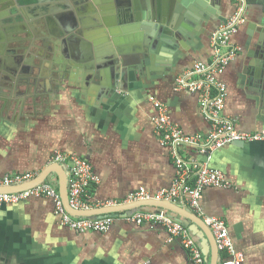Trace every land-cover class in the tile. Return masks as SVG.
<instances>
[{"label":"crops","instance_id":"1","mask_svg":"<svg viewBox=\"0 0 264 264\" xmlns=\"http://www.w3.org/2000/svg\"><path fill=\"white\" fill-rule=\"evenodd\" d=\"M127 1L133 13L138 6L139 13L161 9L166 16H174L164 0ZM202 1L205 6L197 28L190 29L191 21L181 16L178 24L184 34L177 33L173 45L155 46L157 51L152 53L161 58L151 60L144 67L146 71H132L130 67L122 72L118 66L112 71L110 65L92 67L70 46L67 56L59 53L58 77L52 75L35 82L22 78L20 93L14 100L23 109L11 106L0 111V178L24 173L40 176L54 164L57 153H66L85 158L92 165L99 179L91 193L93 205L124 202L141 188L151 195L170 189L177 178L176 167L170 149L162 146L155 131L157 110L150 98L163 102L173 122L186 134L204 135L210 131L198 95L177 92L176 79L198 62H212V35L234 16L237 8L233 0ZM91 2L88 6L76 1L47 2L51 14L46 18L63 32L70 28L79 32L82 29L77 25L83 16L75 11L84 9L83 22L89 24L95 22L100 9L109 16V10L115 14L111 3ZM245 2L246 24L232 37L239 52L220 80L228 88L225 115L237 131L253 134L264 132V41L259 44L260 35L250 34L249 26L264 0ZM73 11L75 15L70 14ZM111 20L119 60L140 55L138 43L133 41L136 34L146 36L149 46L155 45L157 29L138 21ZM89 29L85 33H93ZM78 41L81 43L75 38L70 43ZM11 59L8 64L13 68L15 61ZM30 94L39 99L35 107L30 105ZM6 98L11 102L10 95ZM187 154L200 163L208 160L195 152ZM208 163L222 172L231 188L204 190V216L226 222L236 252L244 257L243 264H264V143L226 145L212 152ZM48 179L58 183L56 175ZM177 205L190 211L184 201ZM146 210L167 211L154 207ZM172 216L190 227L189 221ZM60 221L50 199L32 198L0 206V264H192L182 243L171 241L168 231L159 225L116 220L107 233L80 234ZM193 237L202 248L204 233L200 231ZM222 257L220 253L219 260Z\"/></svg>","mask_w":264,"mask_h":264},{"label":"built area","instance_id":"2","mask_svg":"<svg viewBox=\"0 0 264 264\" xmlns=\"http://www.w3.org/2000/svg\"><path fill=\"white\" fill-rule=\"evenodd\" d=\"M236 4L234 16L224 23L212 35L213 58L211 63L198 62L190 70L183 72L176 79L177 92H189L198 95L199 106L205 120L210 125L207 134H186L172 120L168 107L155 97L150 101L157 110L153 119L155 131L162 146L170 149L175 163L177 178L170 189L151 195L145 189L131 195L124 202L109 201L99 205L91 204V193L99 183L92 165L85 158L74 154L57 153L52 162L59 164L67 173L68 202L73 210H92L130 204L138 201L157 200L177 204L184 201L194 214L204 220L210 228L223 257L219 264H243L244 257L236 252L226 222L216 217H205L202 208L204 190L207 188L229 189L231 184L222 172L210 168L212 152L236 142L264 143V132L241 133L235 123L225 115L228 99L227 85L220 80L230 63L238 55L239 49L232 44V37L246 24L245 0H233ZM188 151L207 157V162L200 163L188 156ZM34 173L7 175L0 178V188L22 186L34 181ZM35 199H50L55 205L61 225L80 234L107 233L116 220L136 225H159L164 227L170 240H179L189 252L192 264H206L202 248L193 237L187 224L176 220L172 213L164 210H143L142 208L117 214L94 218H78L67 213L59 193L58 183L46 180L23 192L0 194V206L16 205Z\"/></svg>","mask_w":264,"mask_h":264},{"label":"water","instance_id":"3","mask_svg":"<svg viewBox=\"0 0 264 264\" xmlns=\"http://www.w3.org/2000/svg\"><path fill=\"white\" fill-rule=\"evenodd\" d=\"M158 1L161 2V0ZM164 1V5H170L169 8H171V11L174 13V16H166L161 12V9H159L157 12H151L150 10H148V12L139 13L137 9L138 6L136 8V13H133L130 12V10L127 8L129 3L127 0H105V4L106 2L112 4V12H115V14H112L110 10L109 13L111 16L105 14V11H100L97 13V18L94 19L95 22L93 23L94 32L91 33L94 35L93 38H84L83 36L85 29H88L90 27L89 26L88 28H84V26L86 27V25H91L89 23L83 22L85 17H82L80 19L81 22H79L80 24L77 25V27L80 26L82 30L77 33V36L72 35V39H70L71 36L68 38V33L71 32L73 34V28L67 29V31H65L67 35L66 36L64 33H62V30L58 29L57 24H55L54 21L52 24L48 22V36L43 37L44 39L42 41L44 42V46L38 47V55L36 54L37 58L41 59V54L49 53L50 51L53 52L54 59L56 58V55L58 56V50L56 48L50 50L47 48L46 45L47 43H52L51 40L55 39L56 41H58V46L61 48V53L67 56L66 48L71 46L76 51V53L80 55L81 59L85 61V64H88L89 66L95 67L98 65H110V67H112V71H116V69L118 68V70H122V72L123 68H132V71L137 72L139 70L141 72L146 71L144 67L148 64H151V60H159L161 58L158 53V57L152 53L157 51L156 47L163 46V43L173 45L171 43L172 38L178 34H184L183 27H180L178 24V20L181 18V16L187 17L186 22L191 21V26H188L190 29H195L197 28V22H200V16L202 15L201 8L205 6L202 0ZM94 3H96V5L99 4L98 0H94ZM110 19L117 20L118 22L124 21L126 23H134L138 21L146 27L157 29V36H153L157 37V40H154L155 45L152 47L149 46L150 44L146 36L142 34H136L133 37V41L138 43V50L140 51V55L136 54L131 60H119L117 54L114 51V48L117 46V41L116 39L112 38L115 34L111 30L112 20L111 22H109ZM249 28L250 34L257 33L260 35L259 44H261L264 41V4H262L260 8H258L257 16L253 19L252 24L249 26ZM75 38L79 39L81 43H79V41L76 44L70 43V41ZM7 40V38H5V40H1L0 38L1 43L5 42L4 45L8 43ZM42 59L44 58L42 57ZM55 60L54 64L56 62ZM17 69H20L19 65H14V67L12 68L7 62H0V103H4L3 107L7 105L8 101V98H6L7 95L5 93L11 94L18 87V84L16 82ZM39 78L44 77L41 74ZM104 84L109 88L112 87L111 83ZM25 86L27 85L25 84ZM233 144L240 147H243L245 145L244 142H236ZM50 175H56L58 177L59 193L63 201L64 207L67 213H69L70 215L78 218H94L146 207L165 209L173 214H176L179 218H183L189 221L191 224L189 228L194 235H197L200 231H202L205 235L204 239L202 240V252L204 254L206 263H219L220 253L218 251L216 240L210 228L206 225L202 218L194 214L192 211L182 208L177 204L166 201L146 200L109 208H99L92 210H73L68 202L67 173L62 166L56 163L49 165L40 176H38L34 181L28 184L11 188H0V194L23 192L46 181ZM179 220L181 221V219ZM209 254H211L210 258Z\"/></svg>","mask_w":264,"mask_h":264},{"label":"flooded vegetation","instance_id":"4","mask_svg":"<svg viewBox=\"0 0 264 264\" xmlns=\"http://www.w3.org/2000/svg\"><path fill=\"white\" fill-rule=\"evenodd\" d=\"M54 1H63L67 3L68 1H76L77 3L81 2V5L83 6H88L92 3V0H0V38L1 40H5V38L8 39V43L6 45H4L5 42H0V51L3 49L0 52V62L9 63V58L12 56L11 61H15V65H19L20 67V69H17L16 74L18 87L11 94L5 93L7 96L10 95L11 102L8 99L5 107H3L4 103H0V111L1 109L7 110L11 106L17 110L23 109V107L14 100V96L20 93L22 78H27L35 82L38 79L50 78L52 75L54 78L58 77L57 68L61 66L58 58L59 53H61V48L58 46V41L54 39L51 40L52 43L46 44L48 49L52 50L56 48L58 50V56L56 55L55 58L57 60L54 59L53 52L51 51L49 53L41 54L46 60L42 59L41 55V59L37 58L39 50L38 47L44 46V42L42 41L44 39L43 37L48 36L47 23L49 21L46 16L51 14V12L48 4L46 3ZM83 10H78L77 12L75 10L74 11L75 13H78V15L84 17L85 13ZM74 11L73 13L70 12V14L75 15ZM100 11L104 12L101 9L99 12ZM93 26L94 25L92 23L91 25H86V27L84 26V28L89 27V30L94 32ZM73 32V34L71 32L68 33V38L71 36L70 39H72V35L77 36L78 31ZM62 33L66 35V32ZM89 34H91L90 31H87V33L84 32V38ZM54 60L56 61L55 64ZM41 74L44 78H39ZM31 97L32 99L30 101V105L35 107L39 99L33 95H31ZM25 108H27L26 105Z\"/></svg>","mask_w":264,"mask_h":264}]
</instances>
